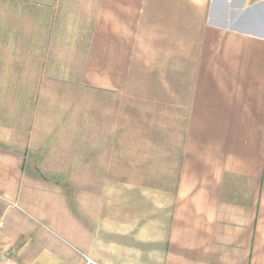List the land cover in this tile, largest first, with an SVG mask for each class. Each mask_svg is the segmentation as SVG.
Segmentation results:
<instances>
[{
  "label": "crops",
  "instance_id": "1",
  "mask_svg": "<svg viewBox=\"0 0 264 264\" xmlns=\"http://www.w3.org/2000/svg\"><path fill=\"white\" fill-rule=\"evenodd\" d=\"M53 4L0 15L16 39L0 54L23 55L0 62V264H264V0ZM71 40L94 113L84 93L78 109L64 91L62 112L55 90L41 95ZM57 126L79 162L55 157ZM45 220L80 256L42 235Z\"/></svg>",
  "mask_w": 264,
  "mask_h": 264
},
{
  "label": "rangeland",
  "instance_id": "2",
  "mask_svg": "<svg viewBox=\"0 0 264 264\" xmlns=\"http://www.w3.org/2000/svg\"><path fill=\"white\" fill-rule=\"evenodd\" d=\"M50 0H40L39 2H35L34 4H32V0H0V15H39V14H47L51 11H57V8H55L52 5L53 4V0H52V4L49 2ZM73 2L75 1H79V0H72ZM40 3L43 4L44 8L40 7ZM55 3V2H54ZM37 4V5H35ZM39 4V5H38ZM51 5V9L48 7ZM72 9H75L76 11L80 10L79 6H73ZM0 34L1 35H5L6 38H1L0 37V41H4L6 43H16V39L15 38V33L14 31L11 30H4L0 28ZM12 37V38H10ZM22 40V39H21ZM18 42H20V40H17ZM25 41V40H22ZM71 42V44H69V47L67 48L69 51L66 54H56L55 55V70L54 72H49L48 70H42L40 71V77H54L57 81V84H59L60 86L56 85L54 88H47V86L41 87V95L42 94H47V92H43V90H47V89H53L55 90V92L52 94L55 96L56 100L58 101L56 102L55 105V112H62L63 108L61 103L59 101L63 100V93L64 91L70 90L68 92H70V96L72 95V105L74 107H78V109L80 108V104H79V98L80 95L84 96L87 95V97L89 98V103H88V110H90L91 112L94 113L95 111V91L94 88H90L88 87L87 91L86 88H82L81 84H79L76 80H74V77L79 78L80 79V72H81V64H82V60L84 61L85 58V54L81 53V47H80V40H71L69 41ZM76 42V44H74ZM59 45V48H63L64 44L63 42H59L57 44V46ZM66 46H68L66 44ZM70 48V49H69ZM22 48H20L21 50ZM22 54L21 53H16V54H0V62L3 61H16V59L18 60V64H21L19 59L22 58ZM82 56H84V58L82 59ZM45 59L47 58V56H42ZM42 60V59H41ZM17 62V61H16ZM41 65L44 64V67L47 68L46 63H40ZM16 68V67H15ZM15 68H13V70H15ZM16 71H20V66L17 67ZM3 72L2 70H0V79L3 78ZM9 77V76H8ZM66 85V86H65ZM0 90H3L2 87H0ZM82 92V93H81ZM76 100V102H75ZM127 103L123 102V100L121 99L120 102V109L121 112L124 111L126 109ZM126 121V120H125ZM94 122V121H93ZM94 126V124H93ZM73 129H69V128H64L62 126H57L55 133L56 134H60V138L61 140L63 139L65 142H57L55 143V147L57 148L56 153L54 154L55 157H57L58 159H70L71 161H73V163L75 164V162H79V159L81 157V154L83 153V150H81L80 148V144L78 142V139H74L73 136H71L72 140L71 142L68 141L67 137H69V133H71L70 131H72ZM94 145V143H93ZM64 147V148H63ZM63 153L65 155H63ZM122 153V152H121ZM87 154H88V159H92V161L94 162L95 160V151L94 150H90V148H88L87 150ZM91 163V162H90ZM74 164L70 167H62V168H56L57 170L59 169L62 173V171L64 169H66V171L64 173L70 172L71 173H77L79 174V167L78 165ZM92 164V163H91ZM86 169H89L90 171H95L96 167L94 165L88 166ZM109 169L112 170V167H109ZM126 167H120L119 170L120 172H122L123 170H126ZM39 170H44L46 173L47 168L45 167H41ZM63 173V174H64ZM90 185V184H87ZM75 186V185H74ZM75 215V214H74ZM76 216V215H75ZM46 223L45 225L43 223H38V225L40 226V232L42 233V235H44L48 241L50 243H53L56 247H58V249L65 251L66 249L69 251L72 250L73 252H75V254H79L78 252V243H76L73 239L65 236L66 234L64 233V231H62L60 228H58L55 224H53L51 221H47L45 220ZM9 252H7L6 254H8ZM81 253V252H80ZM81 255L83 256V254L81 253ZM84 257V256H83ZM82 264H88L86 263H82Z\"/></svg>",
  "mask_w": 264,
  "mask_h": 264
},
{
  "label": "built area",
  "instance_id": "3",
  "mask_svg": "<svg viewBox=\"0 0 264 264\" xmlns=\"http://www.w3.org/2000/svg\"><path fill=\"white\" fill-rule=\"evenodd\" d=\"M4 226V222L0 221V229ZM7 255V254H6ZM8 255L10 256L11 254L8 253ZM7 255V257H8ZM8 264H19L16 260L12 259L11 257H8Z\"/></svg>",
  "mask_w": 264,
  "mask_h": 264
}]
</instances>
